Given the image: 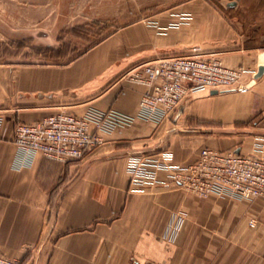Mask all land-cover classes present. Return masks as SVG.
<instances>
[{
  "label": "crops",
  "instance_id": "0c3cea01",
  "mask_svg": "<svg viewBox=\"0 0 264 264\" xmlns=\"http://www.w3.org/2000/svg\"><path fill=\"white\" fill-rule=\"evenodd\" d=\"M229 2L221 10L207 0L186 1L118 28L67 63H0L1 254L17 264H264L263 197L199 196L175 186L162 168L132 189L128 170L133 155L166 151L186 164L203 146L246 152L264 135V0ZM188 53L243 67L236 85L246 89L206 88L157 122L137 117L144 86L128 74ZM92 107L134 119L101 132L99 144L65 162L13 142L18 121ZM177 212L185 216L166 235Z\"/></svg>",
  "mask_w": 264,
  "mask_h": 264
},
{
  "label": "built area",
  "instance_id": "2783aa9c",
  "mask_svg": "<svg viewBox=\"0 0 264 264\" xmlns=\"http://www.w3.org/2000/svg\"><path fill=\"white\" fill-rule=\"evenodd\" d=\"M195 50V49H194ZM244 71L241 66L229 67L215 57L198 53L161 56L152 62L136 65L128 79L144 86L139 97L136 116L157 122L192 92L206 88L217 90L246 87L236 83ZM134 115L115 108H89L83 114L67 111L51 113L33 122L18 121L14 125L13 142L22 151H41L46 157L65 162L81 158L102 141L101 132L129 124ZM3 117L0 115V129ZM170 153L161 157L133 155L129 159L132 189L156 178V169H165L175 186L196 195L218 194L242 200L264 198V135L252 140L249 151L217 149L203 146L194 160L174 163ZM184 212L174 213L165 228L166 235L178 229ZM250 227L256 226L248 219ZM0 264L17 261L0 253ZM127 264H162L147 259L131 260Z\"/></svg>",
  "mask_w": 264,
  "mask_h": 264
},
{
  "label": "rangeland",
  "instance_id": "374dc122",
  "mask_svg": "<svg viewBox=\"0 0 264 264\" xmlns=\"http://www.w3.org/2000/svg\"><path fill=\"white\" fill-rule=\"evenodd\" d=\"M186 1L0 0V63H67L118 28ZM207 1L226 10L236 0Z\"/></svg>",
  "mask_w": 264,
  "mask_h": 264
},
{
  "label": "water",
  "instance_id": "95a60500",
  "mask_svg": "<svg viewBox=\"0 0 264 264\" xmlns=\"http://www.w3.org/2000/svg\"><path fill=\"white\" fill-rule=\"evenodd\" d=\"M229 4H234V1H230ZM260 72H261V67H259V72H258V74H260ZM211 92H212V93H217L218 91H217V89H212Z\"/></svg>",
  "mask_w": 264,
  "mask_h": 264
},
{
  "label": "trees",
  "instance_id": "16d2710c",
  "mask_svg": "<svg viewBox=\"0 0 264 264\" xmlns=\"http://www.w3.org/2000/svg\"><path fill=\"white\" fill-rule=\"evenodd\" d=\"M94 45H95V44H94ZM94 45H93V46H94Z\"/></svg>",
  "mask_w": 264,
  "mask_h": 264
}]
</instances>
